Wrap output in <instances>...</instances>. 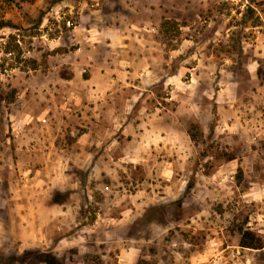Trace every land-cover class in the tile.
<instances>
[{"label": "rangeland", "instance_id": "rangeland-1", "mask_svg": "<svg viewBox=\"0 0 264 264\" xmlns=\"http://www.w3.org/2000/svg\"><path fill=\"white\" fill-rule=\"evenodd\" d=\"M85 2L92 10L104 4L105 23L131 13L138 29L125 31V41L148 43L137 40L129 54L104 45L100 56L112 64L131 60L135 69L145 62L138 67L169 79L156 96L167 108L158 125L174 140L147 143L151 109L134 94L130 102L118 95L104 127L90 130L83 79L67 80L74 70L88 75L87 32L75 30ZM261 26L264 38V0H0V264L44 259L35 239H24L36 230L41 203L53 214L78 217V226L54 231L55 242L95 226L111 231L109 249L147 246L131 239L151 237L148 246L163 250L179 246L173 237L181 233L189 254L209 249L204 264H218L233 259L245 230L264 237V57L254 78L247 68L254 28ZM93 161L105 175L84 174ZM46 167L54 168L51 175L41 172ZM174 197L185 206L162 205ZM247 256L264 264V251Z\"/></svg>", "mask_w": 264, "mask_h": 264}, {"label": "crops", "instance_id": "crops-1", "mask_svg": "<svg viewBox=\"0 0 264 264\" xmlns=\"http://www.w3.org/2000/svg\"><path fill=\"white\" fill-rule=\"evenodd\" d=\"M87 4L88 3L85 2L80 9L79 15L81 20V27L76 26L75 30L81 28L82 31L87 32L83 37V42L89 48V51L88 54L84 57L83 62L88 67V75L83 76L82 72H75L74 70L70 78H68L67 80L68 83H72V85H75V82L77 80L83 79V91L81 93L82 109L84 110V112H91L92 118L90 120V127L92 129L90 130L92 131L93 128L104 127L102 120L104 119V117H107V115L110 116L114 114L113 109L109 112V108L114 106L118 95L121 94V101H124V98H126L127 101L130 102V100H128V95L132 94L133 96L134 94V97H132L133 101H135L136 103L141 102L142 104H144L143 106L147 107V109H151V119H149L151 128L150 130L147 129V135L149 136L147 139V143L152 146L159 145L160 143H169L170 141H172V139L174 140L175 137H171L169 129L165 130L164 126L158 125V123L160 124L161 121L162 123L165 122V120H160V116L165 113L164 111H167V108L161 105L159 98H157L156 96L159 93L160 85L162 86L163 90H168V85L170 84L169 79H167V77L165 76H159L149 65L147 67H138L142 63L145 64V62L137 64V68L135 69L133 67V64L135 63L131 60L127 59L118 62L115 60L116 63L113 62L112 64V62L109 63L107 62V60L104 61V58L102 59L100 56L101 47H103L104 45L117 47L121 51L128 54L132 51L131 49H133L134 47L132 43H135L138 39L125 41V38L128 36H126L124 33L125 31L138 29V26L133 22L132 19L129 18L131 13H128L129 15L127 14L128 18L123 17L121 20H119L120 22H116L114 18H112L111 20L113 23H105L103 20L105 14L103 12L104 4L100 9L98 8L95 10L87 8ZM98 5L100 4L97 3L95 6ZM122 5H124V7H127L126 2H124V4L122 3ZM127 8L131 11H136L131 7ZM123 14H125V12ZM262 28V26L254 28V31H256L255 33L257 34V36H254V38H256V40L254 41L255 45L254 43H252L254 56L250 59L247 66L251 78H254L257 75V71L260 67V60L264 57V38L263 35H261V33L259 32ZM120 31L122 32L120 33ZM108 39H110L111 42H109ZM139 43L144 46V43H148V41H144L143 44L141 41H139ZM245 44L248 45V43ZM135 46H137L136 43ZM146 59V61L149 62V59ZM115 65H118V67L121 68H118ZM71 91L72 95L75 97V95L77 94L74 92V88H72ZM166 101L169 100L166 99ZM153 102L155 105L151 107L150 104H152ZM148 118H145L144 116L142 118V122H144L145 119L148 120ZM114 121L117 125L119 124V118H116ZM100 153L101 150L97 152L96 156ZM86 154H88V158L92 157L91 152L87 151ZM0 155H4V153H0ZM19 155L20 157L27 156L28 153L25 151L19 152ZM135 156H141L140 150H137L135 152ZM95 157H93V159ZM85 169L87 170L84 174L88 173L90 174V176L94 175L95 177H99L102 174L105 175L106 173V170L102 169L97 162H94L92 166L89 164V167ZM50 170L53 171L54 168H42L41 172L44 175H51L52 173L50 172ZM38 172H40L39 169ZM71 177H74V174H71ZM79 181V179H75L74 183L73 178L72 182L78 186L80 184ZM43 184V179H41L40 185L43 186ZM99 185L100 186L98 188L103 189V184ZM108 189V186H106L103 191H108ZM178 196L180 198L182 194L179 193ZM179 198L174 197L173 199L168 200L167 203H164L162 205L168 204L171 208H183L185 206V203L181 202ZM136 203L138 204V202ZM40 206V211H35L34 223L36 230L34 232L26 231L24 233V239L29 237L34 238V241L37 242L36 246L41 249L40 254L43 255L44 259H40L37 264H58L56 263L57 261H59V264H169V262L172 264H182L184 257L185 259L186 257L189 258V264H204V259H207L210 256L209 249L204 253H196L195 251L194 253L189 254V248L180 246L181 243L185 244V241L180 240L182 237L181 233L178 234V237L180 239H177L178 237H173L174 241H178L177 243L179 246H175L174 243V245H169L167 246V249L164 248L163 250L158 246H148L152 243L151 237L148 239H139L138 237H132L131 239L137 244H139L140 242L147 243V246L133 245L129 248H125L124 246L120 245L118 247L112 246V248L109 249L108 246L104 245L107 243L106 235L109 236L110 234H112L111 231L97 232L98 227L94 228L95 226H90L88 230L80 229V231L75 232L72 235H68V237H63L58 242H55L56 240H52L53 236L55 235L54 231L56 229V233L60 229H63L62 231H66V229L72 227V223L75 224V226H78V217L74 216L69 219V217L65 215H59L58 213L53 214L52 209H48L52 212L49 215V211L46 208L48 207V205L41 203ZM100 220L102 222L114 220V223H123L121 220L118 221L109 217L104 218L101 215ZM177 220L180 224L182 223L181 218ZM96 223L98 224L100 222L97 220ZM131 223H133V221ZM183 226L184 223H182V225H178V227ZM101 233L102 235H100ZM118 237H120L121 240L123 239L121 232L119 233ZM94 242H97L99 244L97 246H92L91 243ZM48 243H50V245ZM25 244L28 245L27 243ZM176 247L177 249H175ZM232 249L233 251L231 256L233 257L234 255V259H232L231 257L224 258V264H236L238 260L239 262H241V264H252L250 257L247 256L248 251H252L254 253H261L262 251H264V248L262 250H252L242 248L240 247V245L232 246ZM25 251L28 252L27 250ZM236 253L243 254V257L235 256ZM60 257H62L61 261ZM97 261L98 263H96ZM253 263L258 264L256 261H254Z\"/></svg>", "mask_w": 264, "mask_h": 264}, {"label": "trees", "instance_id": "trees-1", "mask_svg": "<svg viewBox=\"0 0 264 264\" xmlns=\"http://www.w3.org/2000/svg\"><path fill=\"white\" fill-rule=\"evenodd\" d=\"M240 247L252 250L264 248V237L252 230H245L241 234Z\"/></svg>", "mask_w": 264, "mask_h": 264}, {"label": "built area", "instance_id": "built-area-1", "mask_svg": "<svg viewBox=\"0 0 264 264\" xmlns=\"http://www.w3.org/2000/svg\"><path fill=\"white\" fill-rule=\"evenodd\" d=\"M240 253H236L235 256H239ZM233 259H234V255H233ZM218 264H224V259L223 258H219L217 261ZM238 264H241V262H239V260L237 261ZM236 263V264H237Z\"/></svg>", "mask_w": 264, "mask_h": 264}]
</instances>
